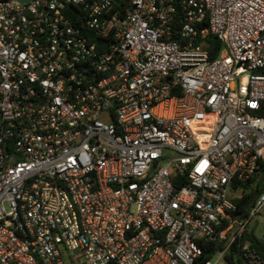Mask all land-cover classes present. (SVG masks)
Returning <instances> with one entry per match:
<instances>
[{"label":"built area","instance_id":"obj_1","mask_svg":"<svg viewBox=\"0 0 264 264\" xmlns=\"http://www.w3.org/2000/svg\"><path fill=\"white\" fill-rule=\"evenodd\" d=\"M253 181L264 0H0V264H264Z\"/></svg>","mask_w":264,"mask_h":264},{"label":"trees","instance_id":"obj_2","mask_svg":"<svg viewBox=\"0 0 264 264\" xmlns=\"http://www.w3.org/2000/svg\"><path fill=\"white\" fill-rule=\"evenodd\" d=\"M207 48L211 53V58H217L221 51H222V44L218 39L211 35L207 39ZM255 184V185H252ZM264 193V184L261 182L256 183L255 181L247 184L244 186V195L243 197L237 202L238 210L236 213L233 214L234 217L238 219H245L249 217L251 210L253 209L254 205L258 197ZM246 240H251L254 248L256 249L257 253L261 256L262 260L264 261V237L259 238L256 233L255 229L251 232H247L241 243H245ZM222 245L210 242L203 247V255L199 258L195 264H205L207 261L211 260L213 256L222 249ZM236 254H240V248L237 245H234L231 252L227 254L226 259L228 260L229 264H234V258ZM238 264H242L241 259L238 257Z\"/></svg>","mask_w":264,"mask_h":264},{"label":"rangeland","instance_id":"obj_3","mask_svg":"<svg viewBox=\"0 0 264 264\" xmlns=\"http://www.w3.org/2000/svg\"><path fill=\"white\" fill-rule=\"evenodd\" d=\"M254 223L253 229H255L256 235L259 238L264 237V218H256L254 219Z\"/></svg>","mask_w":264,"mask_h":264}]
</instances>
